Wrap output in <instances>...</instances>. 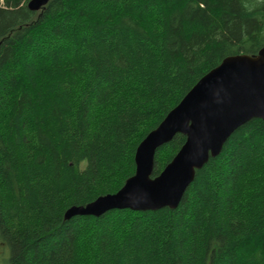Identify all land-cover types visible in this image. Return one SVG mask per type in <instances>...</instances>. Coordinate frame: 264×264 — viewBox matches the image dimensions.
I'll return each instance as SVG.
<instances>
[{"label":"trees","instance_id":"obj_1","mask_svg":"<svg viewBox=\"0 0 264 264\" xmlns=\"http://www.w3.org/2000/svg\"><path fill=\"white\" fill-rule=\"evenodd\" d=\"M0 0L5 264H264V122L237 127L175 208L64 218L116 192L138 143L223 58L264 46V0ZM185 141L154 154L156 176Z\"/></svg>","mask_w":264,"mask_h":264},{"label":"water","instance_id":"obj_2","mask_svg":"<svg viewBox=\"0 0 264 264\" xmlns=\"http://www.w3.org/2000/svg\"><path fill=\"white\" fill-rule=\"evenodd\" d=\"M49 0H28L35 11ZM251 118L264 122V46L257 54L229 55L203 74L158 125L138 143L135 170L114 193L84 205H71L64 218L99 216L111 209L175 208L195 171L216 156L229 135ZM177 133L185 141L156 176H151L156 149Z\"/></svg>","mask_w":264,"mask_h":264},{"label":"rangeland","instance_id":"obj_3","mask_svg":"<svg viewBox=\"0 0 264 264\" xmlns=\"http://www.w3.org/2000/svg\"><path fill=\"white\" fill-rule=\"evenodd\" d=\"M4 260H6L5 249H0V264H5Z\"/></svg>","mask_w":264,"mask_h":264}]
</instances>
